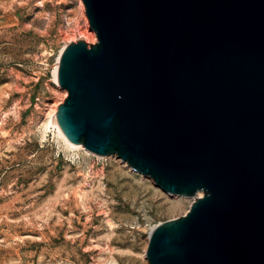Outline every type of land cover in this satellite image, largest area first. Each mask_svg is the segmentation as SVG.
Wrapping results in <instances>:
<instances>
[{
    "label": "water",
    "instance_id": "95a60500",
    "mask_svg": "<svg viewBox=\"0 0 264 264\" xmlns=\"http://www.w3.org/2000/svg\"><path fill=\"white\" fill-rule=\"evenodd\" d=\"M97 43L62 50L64 137L195 197L147 264H264V0H81Z\"/></svg>",
    "mask_w": 264,
    "mask_h": 264
},
{
    "label": "rangeland",
    "instance_id": "374dc122",
    "mask_svg": "<svg viewBox=\"0 0 264 264\" xmlns=\"http://www.w3.org/2000/svg\"><path fill=\"white\" fill-rule=\"evenodd\" d=\"M79 2L0 0V264H147L150 230L194 202L50 124L61 50L97 43Z\"/></svg>",
    "mask_w": 264,
    "mask_h": 264
},
{
    "label": "bare ground",
    "instance_id": "6f19581e",
    "mask_svg": "<svg viewBox=\"0 0 264 264\" xmlns=\"http://www.w3.org/2000/svg\"><path fill=\"white\" fill-rule=\"evenodd\" d=\"M79 6L82 10V12H84V5L82 3V1L80 0L79 2ZM86 22V21H85ZM87 25V24H86ZM62 52V51H61ZM60 52V54H61ZM59 54V56H60ZM59 56L57 58V62L55 64V68H54V77H55V81L57 80V71H58V61H59ZM50 117V124L57 129V132L59 134V136L63 139V141L69 146V147H75V148H83L81 144H72L70 143L63 135V133L61 132L59 126H58V123H57V119H56V109L53 107L51 110H50V113H49V116ZM85 150V149H83ZM86 151V150H85ZM84 151V152H85ZM202 197V193H198L196 194V196L194 198H192V201H195L196 199L198 198H201Z\"/></svg>",
    "mask_w": 264,
    "mask_h": 264
},
{
    "label": "built area",
    "instance_id": "2783aa9c",
    "mask_svg": "<svg viewBox=\"0 0 264 264\" xmlns=\"http://www.w3.org/2000/svg\"><path fill=\"white\" fill-rule=\"evenodd\" d=\"M63 49H64V48H63ZM63 49H62V50H63ZM62 50H61V51H62Z\"/></svg>",
    "mask_w": 264,
    "mask_h": 264
}]
</instances>
